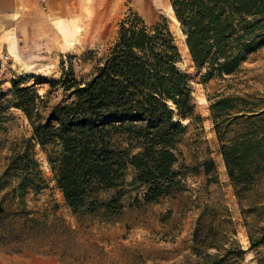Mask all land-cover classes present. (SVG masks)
<instances>
[{"label": "trees", "instance_id": "1", "mask_svg": "<svg viewBox=\"0 0 264 264\" xmlns=\"http://www.w3.org/2000/svg\"><path fill=\"white\" fill-rule=\"evenodd\" d=\"M169 1L205 84L235 78L250 56L264 48V0ZM182 60L168 20L150 26L130 9L118 24L116 40L88 77L77 78L71 68L51 83L54 89L61 86L60 101L50 99L54 89L42 96L26 86L28 76L11 80L13 105L28 119L32 137L13 147L0 176V184L10 182L6 197L12 199L7 208L6 197L0 198V225L20 213L10 215L14 201L23 206L30 192L48 185L36 159L37 145L65 203L76 214L117 215L130 169L135 172L130 185L145 190L147 203L168 196L183 159L178 148L186 131L183 121L203 120L196 112L191 75L179 67ZM4 84L0 74V104L6 97ZM255 96L208 98L220 154L240 200L264 180V111ZM204 168L209 173L217 166L209 159ZM109 192L114 193L105 198ZM263 237L251 238L252 249L264 244ZM208 247L221 253L199 252V264H228L244 254L241 248L222 253L218 244Z\"/></svg>", "mask_w": 264, "mask_h": 264}, {"label": "rangeland", "instance_id": "2", "mask_svg": "<svg viewBox=\"0 0 264 264\" xmlns=\"http://www.w3.org/2000/svg\"><path fill=\"white\" fill-rule=\"evenodd\" d=\"M24 7L25 15L15 14L11 19L0 15V74L6 93L0 104V176L13 147L32 137L28 119L13 105L11 80L28 76L26 86L44 96L54 89L51 83L71 68L77 78L88 77L116 40L118 24L130 9L150 26L162 19L169 21L183 53L179 67L191 75L196 112L203 120L183 121L186 131L178 143L183 159L170 194L147 203L145 190L130 185L135 176L130 169L123 186V208L115 216L74 213L37 145L36 159L48 185L38 193L30 192L23 206L20 200L14 201L10 215L20 213L0 225V264H27L29 259L42 256L54 257L60 264H199L203 259L199 252L221 253L209 248L211 244H218L222 253L237 248L244 251L228 264H264V244L251 247V238L264 236V180L246 190L240 200L227 175L208 109L209 96L256 94L255 100L264 111V48L250 56L235 78L205 84L188 50V56L184 55L185 38L174 12L173 16L170 13L169 0H54V4L30 0ZM47 20L56 27L51 36L35 39L28 46H21L17 36H9L15 25L37 28ZM62 92L57 85L49 94L52 102L60 101ZM209 159L215 161L217 169L208 173L204 163ZM9 184L1 182L0 198L10 192ZM11 200V196L6 197L7 208Z\"/></svg>", "mask_w": 264, "mask_h": 264}, {"label": "crops", "instance_id": "3", "mask_svg": "<svg viewBox=\"0 0 264 264\" xmlns=\"http://www.w3.org/2000/svg\"><path fill=\"white\" fill-rule=\"evenodd\" d=\"M21 1V2H20ZM14 0V3L11 4H6V2L0 0V15L5 16V17H9V19H11L12 16H15V14H26L25 9V5H28L30 3V0ZM47 2L49 4H54V0H47ZM22 7V9H21ZM21 9V11L19 10ZM8 18H5V22L7 24H11L12 23ZM12 21L15 22L12 18ZM15 24V23H14ZM43 27L38 26L37 28L31 27V26H26V25H19L15 27H12L13 34H10L9 36H17L19 44L21 45L22 43L25 46H28L29 44H32L35 42V39L41 38V40L45 37H49L51 36L54 28L55 24L53 27H51V25L49 24V21L47 20L45 23L42 24ZM10 25H7V27ZM11 28V27H8ZM36 29V31H35ZM8 30V29H7ZM42 41H39V43H41ZM22 46V45H21ZM23 54V53H22ZM27 264H60L59 261L54 258V257H46V256H42V257H35V258H31L29 259V262H27Z\"/></svg>", "mask_w": 264, "mask_h": 264}, {"label": "bare ground", "instance_id": "4", "mask_svg": "<svg viewBox=\"0 0 264 264\" xmlns=\"http://www.w3.org/2000/svg\"><path fill=\"white\" fill-rule=\"evenodd\" d=\"M170 8V13H171V15L173 16V14H172V12H173V10H172V8L171 7H169ZM173 19L175 20V18L173 17ZM183 45H184V49H185V51H184V55L185 56H188V53H187V47L185 46V44L183 43Z\"/></svg>", "mask_w": 264, "mask_h": 264}]
</instances>
